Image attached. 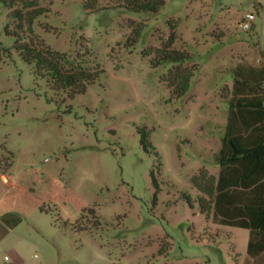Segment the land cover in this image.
<instances>
[{
    "label": "rangeland",
    "instance_id": "1",
    "mask_svg": "<svg viewBox=\"0 0 264 264\" xmlns=\"http://www.w3.org/2000/svg\"><path fill=\"white\" fill-rule=\"evenodd\" d=\"M30 1L51 9L33 32L69 56L68 69L103 71L74 97L53 90L6 33L22 3L0 0V173L27 153L81 195L100 225L76 230L59 211L35 210L0 240V264H252L249 232L204 213L193 177L218 170L235 69L264 63V0H165L157 14L124 0H99L94 11L86 0ZM248 14L255 19L244 29ZM173 33L174 47L199 65L181 97L164 80L172 64L154 68L144 55Z\"/></svg>",
    "mask_w": 264,
    "mask_h": 264
},
{
    "label": "trees",
    "instance_id": "2",
    "mask_svg": "<svg viewBox=\"0 0 264 264\" xmlns=\"http://www.w3.org/2000/svg\"><path fill=\"white\" fill-rule=\"evenodd\" d=\"M2 1L15 4V0ZM98 1L86 0V10H96ZM20 2L22 4L8 15L11 21L17 22L16 31L6 27V33L16 37L15 50L26 63L32 65L37 78H45L53 90L65 92L71 97L85 92L87 85L94 83L103 70L93 71L83 67L68 69L66 63L69 56L52 49L33 32L36 21L51 12V9L38 5L35 1ZM122 5L133 11L157 14L165 5V0H124ZM133 34L136 42L140 31L134 30ZM175 39L173 33L161 47L155 48L153 52L144 51V55L151 56V65L154 68L172 64V68L164 75V80L173 95L181 97L190 90L192 79L199 71V65L194 63L192 53L174 47ZM234 74L229 122L223 138V148L216 154V159L223 168L234 163L238 154H246L249 157L264 152V63L261 65L241 63ZM142 144L146 150L153 147L147 135L143 136ZM222 177L223 169L216 183L215 177L206 168L193 177L194 185L205 194L201 200L204 213L212 211L215 196L217 199L229 198L228 191L222 188ZM257 206L258 208H253L254 213L249 218L254 223H260L258 228L264 230V206L262 208L259 204ZM35 210L53 216L59 211L66 216V221L62 225L76 230H88L87 226L91 224L100 225L95 209L91 208L81 195L67 187L59 178L41 170L33 159L23 152L16 166H4L0 173V240L22 222L23 216ZM256 210L259 211L258 214ZM80 219L85 223L79 225ZM57 221L59 222L58 219ZM76 224L78 225L74 226ZM225 224L247 226L244 219H235ZM262 253L264 239L256 238L252 230L248 246V254L253 259L252 264H264Z\"/></svg>",
    "mask_w": 264,
    "mask_h": 264
},
{
    "label": "crops",
    "instance_id": "3",
    "mask_svg": "<svg viewBox=\"0 0 264 264\" xmlns=\"http://www.w3.org/2000/svg\"><path fill=\"white\" fill-rule=\"evenodd\" d=\"M222 148L223 139L217 153ZM217 164L218 170L212 175L215 177L217 183L223 169L221 184L222 188L228 191L229 198L227 200L222 198L217 199L215 196L213 208L209 214L213 213L215 221L224 226L239 227L225 223H229L235 219H244L247 226L239 228L249 232L248 246L252 230L255 232L256 238L264 239V230L258 228L260 223H254L249 218L254 213L253 208H258V204L261 208L264 206V152L255 153V155L249 157L246 154H238L237 160L224 168L218 161ZM255 212L258 214L259 211L256 210ZM249 224H255V226H249ZM251 262L253 263V259H251Z\"/></svg>",
    "mask_w": 264,
    "mask_h": 264
},
{
    "label": "built area",
    "instance_id": "4",
    "mask_svg": "<svg viewBox=\"0 0 264 264\" xmlns=\"http://www.w3.org/2000/svg\"><path fill=\"white\" fill-rule=\"evenodd\" d=\"M255 19L254 14H248L246 18L242 21L241 26L244 29H250L251 28V21Z\"/></svg>",
    "mask_w": 264,
    "mask_h": 264
}]
</instances>
